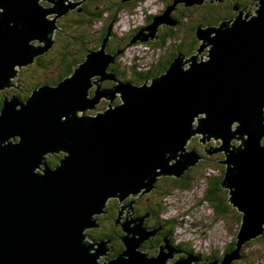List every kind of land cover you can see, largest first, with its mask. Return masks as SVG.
<instances>
[{"label": "water", "instance_id": "water-1", "mask_svg": "<svg viewBox=\"0 0 264 264\" xmlns=\"http://www.w3.org/2000/svg\"><path fill=\"white\" fill-rule=\"evenodd\" d=\"M47 1L54 6L48 8L39 0H0V89L14 84L10 78L18 76L16 65L35 61L53 47L56 22L47 15H66L76 5L72 0L68 6L63 0ZM205 1H173L131 43L154 41L160 25H177L172 13L178 2L193 6ZM234 8L239 12L233 19L196 29L198 54L209 45L208 60L198 54L186 60L187 55L178 54L150 83L119 81L110 70L116 56L107 52L109 26L101 50L89 51L57 86H37L26 100L18 94L11 99L2 95L0 264H168L178 251L166 244L167 236H161L162 247H156L154 256L143 251L145 239L157 231L145 227L144 215L127 219L130 203L118 207L125 217V249L115 258L98 261L105 243L89 241L85 229L99 224L94 216L105 213L110 197L119 202L134 193H149L158 176L180 177L197 165L204 156L184 147L193 135L219 142L204 152L224 155L222 185L242 213L235 241L241 246L264 233V0L250 18ZM32 39L44 46L30 44ZM95 75L115 85L105 89L99 80H91ZM93 84L98 86L92 95L88 88ZM102 97L110 100L106 110L83 112L96 110ZM16 136L19 141L11 140ZM59 149L68 153L60 166L45 168L44 153ZM38 164L44 166V174L35 171ZM240 251L226 253L221 264L241 258ZM181 258L171 264L199 262L195 255Z\"/></svg>", "mask_w": 264, "mask_h": 264}, {"label": "rangeland", "instance_id": "rangeland-1", "mask_svg": "<svg viewBox=\"0 0 264 264\" xmlns=\"http://www.w3.org/2000/svg\"><path fill=\"white\" fill-rule=\"evenodd\" d=\"M64 4L66 6L69 5V0H63ZM74 1V0H72ZM76 5L71 7L69 11L67 12L66 16H68L70 12L73 10H80L81 6L85 3L82 2L81 0H75ZM80 1V2H78ZM168 0H146L143 3H140L139 7L138 5L136 8L133 9H126L118 13L117 17L115 20H112L107 22V26L111 28L113 32L112 38L109 39L116 41L117 43L119 41H122V38L124 36H127L128 34H135V30L139 29L141 30L142 28L146 27L148 24V18L152 15H158L162 13V11L166 10V8L172 3H166ZM172 1V0H169ZM238 0H234L233 2H236L237 4ZM39 3L41 5H44L48 8H52L54 6V3L48 2L47 0H39ZM241 6L239 10H243L244 12H253L254 10H258L259 8V2L257 0H239L238 2ZM238 4V6H239ZM255 4H258L256 6ZM236 6V5H235ZM174 12V11H173ZM239 11H236V13L232 17H223L222 19H233ZM163 14V13H162ZM256 15V13H254ZM65 14H61L58 16L57 13H49L47 15V18L51 19L52 21L56 22V27L53 29V33L51 37L54 38L57 36V42L54 44L52 50L50 51L52 57L57 55L61 52L62 47L65 45L64 38L68 34V31L65 30L64 28L60 29L59 27H65L64 21L67 23L71 24L73 20H77V18H72V17H66ZM72 16V15H70ZM107 20L109 17V14H105L104 20ZM159 16V15H158ZM228 16V15H227ZM79 18H81L79 16ZM63 21V22H62ZM106 23L104 21L102 22H97L93 26V31L90 32L93 41H96L99 39V37L102 35V29ZM190 21H188V24L185 25L184 28H179L178 25H164L165 30H172L174 31V36H167L164 39L163 33H161L162 25L159 26V29L156 33L157 37L155 38L154 41L150 40V42H157L159 44L157 45H149L148 42H144L143 39H139L137 43L134 44H128L123 50L120 52H114L116 58H115V63L111 64L110 69L118 67L119 71L126 72L125 75L119 76V81H128V82H133L135 84H144L147 80H149V83L151 82V79H147L143 82L136 81L134 80V74L133 71L135 70V67L138 70H144L143 65L144 64H154L157 59L159 58H167L171 53L177 52L178 48L180 49L181 47H184L185 49L188 48V44L190 40L188 39L191 35L192 31L190 30ZM60 25V26H59ZM64 25V26H63ZM218 25V24H217ZM141 28V29H140ZM65 32V34H63ZM144 34H148V31H142ZM190 34V35H189ZM188 35V38L186 37ZM122 37V38H121ZM30 44L38 47V46H44L43 42H39L38 39H32L29 42ZM89 44H92L89 43ZM109 44V42H108ZM184 45V46H183ZM86 46V45H85ZM174 46V47H173ZM109 49L113 50L114 48L109 46ZM200 48V42L198 43L196 49L194 51H187L185 52H177L178 54H185L186 52L190 55L197 54V50ZM90 49H93V47H90ZM101 50V48H100ZM99 50V51H100ZM170 50V51H169ZM37 58V56H35ZM205 60H208L206 58ZM140 67V69H139ZM146 70L148 69L147 65H144ZM185 67L188 69L190 66L189 64H185ZM142 68V69H141ZM15 69L20 71L19 78L21 79V84L22 90L19 89L18 87V82H17V77H11L10 80L14 82V84L10 87H5L0 90V98H3L2 95H7L9 96L8 98L11 99V96L14 94H21L26 95L30 94L31 90H33L37 86H41L44 84H51L55 85L54 82L51 81V77H55L56 73L53 72V74L50 76L48 74H44L45 69L41 67V65H37L34 63V61H31L30 63L26 65H16ZM101 76L95 75L90 77L91 80H99ZM99 84H104V83H110L112 82L111 80L104 79L102 81H98ZM148 82V81H147ZM35 84V86L32 87V85ZM115 85V82H113ZM113 85V86H114ZM98 86V84H97ZM96 84L91 85L88 90H96ZM105 89L109 86H103ZM112 87V86H111ZM10 91V92H9ZM22 91V92H21ZM19 94V95H20ZM94 97V96H93ZM120 97L118 96L115 100L117 102L119 100V103L122 101L119 99ZM23 99V98H22ZM110 100L105 99V97H102L99 102L96 103L97 108L96 110L87 108L84 113L89 114V115H95L98 111H103L108 108ZM202 118V115L200 116ZM194 122H198V120L195 119ZM234 129V127H233ZM16 137H11V140H15ZM19 138V137H18ZM191 141H189L184 147L187 149L188 152L192 150H202L208 146L210 148H216L219 146V142L216 141H202V135H193ZM20 139H18L19 141ZM234 145H237V141H232ZM211 145V146H210ZM219 151L215 152L213 154H210L212 156V160L209 161V165L204 166L203 168H200L199 173L197 174L198 176L200 175L199 178V183L202 184L203 187L196 189L194 191H173V194L170 195L169 198L165 199L164 201V212L162 216V219L166 221L164 224L165 226L170 224V221L174 222L175 227L169 228L166 227V229L163 230V234L160 233V236H167V239L170 240V242H176V244L182 245V247L186 246L187 250L182 253H175L174 257L172 260H169V262L175 261V259H179L182 256H187L185 253L187 252H192V255H224L226 253H229L231 251H228L227 249L229 248L230 245H234L232 252L235 250L239 249H245V257L240 255L241 258L235 257L232 260L233 262H236L235 264H264V238L253 240V241H246L244 242L241 246H239L240 241H235L236 239V233H237V217L239 216V212H234L233 209H231L229 212L226 213L225 219L222 218V216L215 211H213L212 207H210L208 204H202L200 203V198L202 197L201 190L204 188V177L207 175V173H215L217 172L218 168L214 167L213 164L217 162L218 157H219ZM68 154V153H66ZM49 156V155H48ZM47 156V157H48ZM57 157H61L56 155ZM52 156L49 157L48 160L49 162H54L56 161L57 157ZM213 163V164H211ZM164 176H158L157 182L162 179ZM156 182V184H157ZM155 184V186H156ZM198 184V183H197ZM146 190V189H145ZM144 190V191H145ZM147 193H142V195H146ZM140 192H138V195L136 196L133 194V198L131 197H125L123 200H120L117 202L118 207L122 206L123 203L127 204L130 203V205H134L136 202V199L140 196ZM160 196V195H159ZM116 199L115 197H110L108 199L109 204H115ZM116 205V204H115ZM108 207V206H107ZM133 211H130L132 214ZM123 217V222H125V217L123 213V209L119 210V213L116 216V219H119ZM134 215V214H132ZM104 216V212L101 214H96L94 217H101ZM136 217V216H135ZM131 217L128 215L127 219H130ZM122 219V218H121ZM146 219V216L144 215V220ZM89 230H97V229H85V232ZM157 232L161 230V225L157 228H154ZM153 229H150L149 231L151 233H154ZM99 232V231H98ZM145 241H148L145 239ZM167 244V242H166ZM109 246V243L108 245ZM146 246V244H145ZM150 246H154V244H151ZM162 244L160 245V247ZM149 247V245H148ZM250 247V248H248ZM109 250V247H107ZM150 248V247H149ZM151 249V248H150ZM189 249V250H188ZM251 249V250H250ZM152 250H156V248L152 247ZM183 250V249H182ZM149 251V250H148ZM112 253L110 251H107V253L101 254L98 258V261H105L106 255L107 258L109 254ZM154 256V255H152ZM195 263V261H193ZM199 263V262H198Z\"/></svg>", "mask_w": 264, "mask_h": 264}, {"label": "trees", "instance_id": "trees-1", "mask_svg": "<svg viewBox=\"0 0 264 264\" xmlns=\"http://www.w3.org/2000/svg\"><path fill=\"white\" fill-rule=\"evenodd\" d=\"M146 0H87V4L84 7V12H88L89 17H86L83 15V13H77V11H73V18H77V20H73L71 24H69V28L66 29L68 31V34L63 39L65 42V45L62 47L61 52L57 55L52 57L50 51L52 50V47L45 52L44 54H41L35 59V63L37 65H41L45 72L44 74L52 75L53 72L56 73L55 77H51L50 82L59 83L60 81H63L66 79V77L71 76V74L75 71L76 68L80 66L81 63H83L86 59L87 52L91 50H97L101 47L104 39L107 37V34L109 33V27L107 26V22L115 20L118 13H120L123 10L126 9H133L136 8L140 3L145 2ZM172 1H167L166 3H172ZM239 0L237 1V5ZM236 5V2H233L232 0H223L222 2H214L211 3L210 0L205 1V3L201 5H193V6H186L185 4L177 5V9L174 10L172 13L173 17L179 22L177 25L180 28H184L186 24H188V21H190V30L191 35L188 38V35L186 36L190 42L188 44V48L181 47L178 48L177 52H185L187 51H194L199 43V40L196 36V29L198 27H208L212 25H217L220 23L221 20H223V17H232L236 10L234 6ZM241 5L239 4V7ZM164 11H162L163 13ZM160 13V14H162ZM69 14V13H68ZM105 14H109L108 20L107 16L104 20ZM82 15V16H81ZM228 15V16H227ZM66 16V15H65ZM79 16L81 18H79ZM155 15H152L148 18V24H150L153 20V17ZM67 17V16H66ZM68 18V17H67ZM104 21L106 24L104 25L102 29V35L97 39L96 41L92 40V37L90 32L93 31V26L97 22ZM147 24V25H148ZM165 29V26L162 25L161 33H163ZM185 29V28H184ZM136 29L135 33L137 32ZM165 33H163L164 39L167 36H174V31L165 30ZM63 34H65L63 32ZM133 37V34H128L127 36H124L122 38V41H119L118 43L116 41L110 40L109 46L113 47L115 52L119 50H123L128 44H130V41ZM92 44H89L91 43ZM149 45H157L159 43L155 42H148ZM86 45V46H85ZM184 46V45H183ZM90 47H93V49H90ZM177 52L171 53L167 58H164L160 60L158 64L151 67L148 70L145 71H137L136 69L133 71L134 74V80L143 82L147 79H151L154 76L161 75L164 73L170 66V64L173 62L175 56L177 55ZM187 53V52H186ZM111 67V65H110ZM110 70H113L115 73H117L119 76L125 75L126 72H121L118 70V67L111 68ZM119 76H117L119 78ZM113 81L110 83H104L102 86H112ZM35 86V84L32 85V87ZM22 90V89H21ZM22 92V91H21ZM32 92V90H31ZM94 90L91 91V94L93 95ZM20 94V93H19ZM31 93L22 95L21 98L26 100ZM2 103L3 98H0V110L2 109ZM198 152L202 156H206V153L202 150H198ZM56 156V155H55ZM223 158V157H222ZM224 159V158H223ZM201 161V162H200ZM197 165L189 167L187 170L183 172V174L180 177H168L161 179L157 183V188L162 187V189L159 191V197H156L153 192H149L147 196L150 197V203L147 206L146 211H151L154 213V217L152 219V222L150 223L151 226L154 228H157L160 226L161 221H165L162 219L163 212H164V201L165 199L169 198L170 195L173 194V191H196L200 189L202 186L201 183H199L200 175L199 173L200 168H203L206 165H209L208 163H205L202 159L200 160ZM49 164L52 167L57 166V161L49 162ZM214 167L218 168L217 172L215 173H207L205 175V183L204 188H202L201 193L202 197L200 198V203L202 204H208L210 207H212L213 211L220 214L223 219H225V215L227 212H229L231 209L235 210L236 212H239L238 209L233 206L230 201V194L229 189H226L222 185V181L226 174V165L223 163L213 164ZM198 183V184H197ZM170 190V191H169ZM240 216L237 217V224L239 225V229L241 227L242 222V213L239 212ZM166 223V221H165ZM164 223V224H165ZM146 226V224H145ZM170 230L171 228H174V222L170 221V224L166 226ZM161 234H163V230H160ZM158 233V232H157ZM165 236V235H164ZM163 238V237H162ZM161 236L159 237L160 242L163 243ZM264 238V233L260 236H258L253 240ZM173 245L176 248H180L183 250H187L186 246L182 247L180 244H176V242H173ZM235 245V244H234ZM234 245H231L228 248V251H232ZM250 248V247H248ZM125 244L123 247L124 251ZM189 250V249H188ZM251 250V249H250ZM121 251V252H122ZM245 249L241 250V255L245 257ZM149 256H151L150 252H147ZM192 253V252H190ZM199 258L198 264H205V262L202 260V256L196 255ZM215 257L217 258V261L215 263L221 264L224 259V255H217L215 254ZM236 262H233L232 264H235Z\"/></svg>", "mask_w": 264, "mask_h": 264}, {"label": "flooded vegetation", "instance_id": "flooded-vegetation-1", "mask_svg": "<svg viewBox=\"0 0 264 264\" xmlns=\"http://www.w3.org/2000/svg\"><path fill=\"white\" fill-rule=\"evenodd\" d=\"M75 1V0H74ZM82 2H85L82 6H81V9L79 10H73L74 11V13H75V11H77V13L79 14V13H83V15L84 16H86V17H89V14H88V12H84V7L86 6V4H87V0H81ZM253 1H255V0H253ZM78 2H80V1H78ZM255 5H257V4H255ZM236 6H238L237 4H236ZM239 7V6H238ZM240 8V7H239ZM73 11L72 12H70L69 13V15L67 16V17H71L70 15H72L73 14ZM255 11V10H254ZM252 12V11H251ZM73 16V15H72ZM82 16V15H81ZM73 18V17H72ZM63 22V21H62ZM64 25H65V27H59L60 29H62V28H64L65 30L66 29H68L69 28V23H67L66 21H64ZM63 25V26H64ZM60 26V25H59ZM160 30V29H159ZM65 33V32H64ZM54 44L57 42V36L54 38ZM54 46V45H53ZM174 47V46H173ZM53 48V47H52ZM92 51V50H91ZM170 51V50H169ZM107 52H110V53H114L115 52V50L113 49V50H111V49H109V47H107ZM174 53V52H173ZM36 59V58H35ZM160 60H162V58H159V59H157L156 60V62L154 63V64H152V65H150L149 63L148 64H144V65H147V67H148V69H150L151 67H153V66H155L156 64H158L159 62H160ZM36 61H34V63H35ZM144 65H143V68H144V70L143 71H145L146 70V68L144 67ZM42 67V66H41ZM135 69L137 70V71H142V70H138L136 67H135ZM139 69H140V67H139ZM142 69V68H141ZM147 69V70H148ZM113 71V70H112ZM19 74H20V71L18 72V76H17V82H18V87H19V89L21 90L22 89V84H21V79L19 78ZM116 74V76H119L117 73H115ZM163 74V73H162ZM158 76V75H157ZM154 77H156V76H154ZM153 77V78H154ZM152 79V78H151ZM51 85V84H50ZM113 86V85H112ZM111 87V86H110ZM105 88V87H104ZM108 88V87H107ZM10 92V91H9ZM19 95V94H18ZM115 103H117V104H119V100L117 101V102H115ZM98 112H101V111H98ZM97 112V113H98ZM96 113V114H97ZM193 140V139H192ZM219 154V157H218V160H217V162H216V164H218V163H220L222 160H223V158H224V155H223V153H218ZM49 157H52L51 155H49ZM49 157H47V163L49 164V160H48V158ZM57 157V156H56ZM62 157V156H61ZM223 157V158H222ZM59 158L60 157H57V159H56V161H57V165H58V160H59ZM203 161L205 162V163H209V161L210 160H212L213 158H212V156L211 155H206V156H204L203 158ZM211 164H213V163H211ZM215 164V163H214ZM50 165V164H49ZM51 166V165H50ZM52 167V166H51ZM164 178H168V177H163L162 179H164ZM161 180V179H160ZM159 180V181H160ZM158 181V182H159ZM157 182V183H158ZM162 189V187H158L157 188V184H156V186H154V188H153V190L151 191V193L153 192V194L156 196V197H159V191ZM148 194H150V193H148ZM148 194H146V195H142V196H140V197H138L137 199H136V202H135V204L131 207H129V211L127 210V209H125L124 211H126V213H127V211H128V215L129 216H136V218L137 217H142L143 215H145L146 216V219H145V224H146V228L147 229H153V227L151 226V222H152V219H153V217L155 216L154 215V213H152L151 211H146V209H147V206H148V204L150 203V197L149 196H147ZM116 204V205H115ZM115 204H109L108 203V207H106V211H105V213H104V216H101V217H99V220H98V222H99V226H97V227H95L94 229H97L96 231L95 230H89V231H87L86 232V234H87V239L89 240V241H91V242H97V243H101V242H104L105 243V246H104V250H103V253H107V247H109V250L108 251H110V252H112V253H110L109 254V256H108V258H107V255H106V258H105V261H107V260H111V259H113V258H115L116 256H118V254H120L121 253V251L123 250V247H124V241H123V236L125 235L124 234V232H123V228H122V223H124L122 220H123V217H122V214H121V217L119 218V219H116V216H117V214L119 213V208H118V205H117V202H115ZM125 203H123V205H124ZM134 210V212H132V214H134V215H132L131 213H130V211H133ZM122 218V219H121ZM164 223H165V221H161V223H160V225H161V230L164 228V229H166V226L164 225ZM99 231V232H98ZM160 231L157 233H155V235H153V236H150V238H148L147 240L148 241H144L143 242V244H142V250L143 251H146V252H150V254H151V256L152 255H155L156 254V252H155V250H152V247L153 248H156V247H159L161 244H162V242H160V240H159V237H160ZM168 240V239H167ZM169 242H170V240H169ZM108 243H109V246H107L108 245ZM145 244H146V246H145ZM151 244H154L155 245V247L154 246H150ZM169 244H171L170 246L172 247V248H174V249H176V247L173 245V243L172 242H170ZM148 245H149V247L151 248H149L148 247ZM231 246V245H230ZM229 246V247H230ZM99 247V245L98 244H96L95 245V249L93 250V251H96L97 250V248ZM179 250H181V251H183V252H185L184 250H182V249H180V248H178ZM149 250V251H148ZM177 250V249H176ZM228 250V249H227ZM187 253H189V252H187ZM223 255V254H222ZM200 256H202V260L205 262V264H217V263H215L216 261H217V258L215 257V254H213V255H200ZM176 260V259H175Z\"/></svg>", "mask_w": 264, "mask_h": 264}, {"label": "bare ground", "instance_id": "bare-ground-1", "mask_svg": "<svg viewBox=\"0 0 264 264\" xmlns=\"http://www.w3.org/2000/svg\"><path fill=\"white\" fill-rule=\"evenodd\" d=\"M175 1V0H174ZM223 1V0H222ZM221 1V2H222ZM234 1V0H233ZM258 2H259V0H257ZM180 4H184L183 2H178V5H180ZM256 6H258V4L256 5ZM177 9V8H176ZM254 13H257V10H255L254 11ZM254 13L253 12H245V14H244V18H250V17H252L253 15H254ZM158 15H160V14H158ZM158 15H155L154 17H157ZM153 17V18H154ZM224 20V19H223ZM223 20H221V21H223ZM228 20V19H227ZM220 21V22H221ZM152 23V22H151ZM150 23V24H151ZM150 24H148L147 26H149ZM163 24V23H162ZM212 26H214V25H212ZM218 26V25H217ZM141 29V28H140ZM139 30H137V32H138ZM136 32V33H137ZM135 33V34H136ZM134 34V35H135ZM133 35V36H134ZM112 36H113V32L111 33V37L110 38H112ZM132 39H133V37H132ZM132 39H131V41H132ZM198 39V38H197ZM131 41H130V44H134V43H131ZM148 42V41H147ZM209 46V45H208ZM205 47V48H203V51L202 52H200V54H198V51H197V54L198 55H201L202 56V58H203V60H205L206 58H208V55H209V52L208 51H210V48L209 47ZM108 47V46H107ZM120 51V50H119ZM118 51V52H119ZM88 55V52H87V54H86V56ZM185 55H187V57H186V60H188L189 58H190V54H189V52L188 53H185ZM185 60V61H186ZM191 61H188L187 63H190ZM68 77H70V76H68ZM68 77H66V78H68ZM93 82H96V80H94ZM145 83V82H144ZM59 83H56L55 85H53V86H57ZM94 85V84H93ZM37 87H35L33 90H32V92L36 89ZM1 90V89H0ZM32 92H31V94H32ZM20 98H21V96H20ZM107 100H109V99H107ZM110 103V102H109ZM109 105V104H108ZM83 112H84V110H83ZM83 112L81 111V110H78L77 111V113L80 115V116H82L83 115ZM196 118V120H198L199 119V117L197 116V117H195ZM18 139H20V138H15V140H14V142H17L18 141ZM211 146V145H210ZM48 155H51V156H55V155H58V156H61L62 155V157H60L59 158V160H58V165L57 166H55V167H51L48 163H47V156ZM64 155H66V151H64V150H61V149H59L58 150V152L56 153V152H52V153H50V152H46V153H44V155H43V161H44V166H45V168H46V166L48 167V168H52V170L53 169H56L58 166H60V160H62L63 159V157H64ZM49 157V156H48ZM203 160V159H202ZM201 162V161H200ZM44 166L42 165V164H38V167L40 168V169H38V168H34L35 169V171L37 172V173H40V174H44V172L43 171H41V170H44ZM157 182V181H156ZM156 184V183H155ZM170 191V190H169ZM136 196L138 195L137 193H134ZM125 205V204H124ZM131 205H129V207H130ZM131 218H133L134 216H130ZM97 226H99V224H90V225H88V227H89V229H93V228H95V227H97ZM166 242H168V243H170L169 242V239L167 240L166 239ZM171 245V244H170ZM162 247V246H161ZM141 248H142V245H141ZM177 249V251L179 252V253H181V251L178 249V248H176ZM177 253V252H176ZM182 253L184 254V252L182 251ZM187 256H182L183 258H189L190 256H193L191 253H185ZM173 258H175L174 256L172 257V256H170V258L167 260V263L168 264H171V262H169V260H172ZM179 260H182V258L180 257L179 259H177V260H175V261H179Z\"/></svg>", "mask_w": 264, "mask_h": 264}]
</instances>
